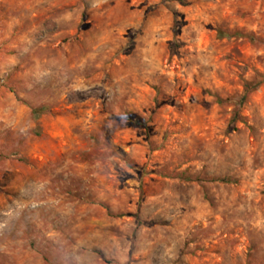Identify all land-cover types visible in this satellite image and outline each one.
Returning <instances> with one entry per match:
<instances>
[{
  "label": "rangeland",
  "instance_id": "rangeland-1",
  "mask_svg": "<svg viewBox=\"0 0 264 264\" xmlns=\"http://www.w3.org/2000/svg\"><path fill=\"white\" fill-rule=\"evenodd\" d=\"M0 264H264V0H0Z\"/></svg>",
  "mask_w": 264,
  "mask_h": 264
},
{
  "label": "trees",
  "instance_id": "trees-1",
  "mask_svg": "<svg viewBox=\"0 0 264 264\" xmlns=\"http://www.w3.org/2000/svg\"><path fill=\"white\" fill-rule=\"evenodd\" d=\"M174 24H175V26H177L178 25V22H176V20H174ZM174 29V28H173ZM175 30V29H174ZM255 87H256V85H254V86H250V84H246L245 85V89H244V91H243V94H242V96H241V98H240V100H239V103L240 104H243L244 103V101L246 100V97H247V95L252 91V90H254L255 89ZM43 111V108H40V109H33L32 111H31V113H32V115H33V117H35V118H37L39 115H40V113ZM127 120L129 121V123H132V124H134L135 126H140V125H142V124H140V122L138 121V119H132V118H127ZM221 181H228V180H224V179H222Z\"/></svg>",
  "mask_w": 264,
  "mask_h": 264
}]
</instances>
